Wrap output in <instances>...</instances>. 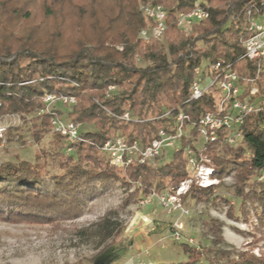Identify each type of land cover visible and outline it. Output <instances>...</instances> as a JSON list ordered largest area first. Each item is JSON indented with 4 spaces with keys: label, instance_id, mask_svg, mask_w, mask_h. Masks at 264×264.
<instances>
[{
    "label": "trees",
    "instance_id": "1",
    "mask_svg": "<svg viewBox=\"0 0 264 264\" xmlns=\"http://www.w3.org/2000/svg\"><path fill=\"white\" fill-rule=\"evenodd\" d=\"M147 1L86 0L93 8L92 18L96 20L93 24L97 31L90 40L78 41L74 49L62 50L63 45L55 39L39 48L32 38L23 40L14 33L4 37L0 32L1 115H35L33 137L39 141L52 132V116H36V113L45 108L44 96L55 94L76 99L73 113L67 116L69 120L94 127L90 131L82 130L86 142L75 145L73 156L64 153V145L61 146L62 141L57 136L56 145L62 151L55 155L59 158L58 174L49 177L39 156L35 163L1 164L0 214L8 211L10 216H16L18 212L30 213L27 216L36 221L47 220L49 215H72L80 209L84 189L114 182L138 183L139 187L124 202L127 207L139 194L171 192L186 177L182 151L174 153L164 164H160L164 159L161 157L155 166L134 164L120 170L105 160L99 148L119 134L146 148L160 129H171L179 110L193 122L198 121L214 104L210 95L190 101L194 71L206 61L232 64L242 79L249 81L248 88L256 87L258 96L264 100V72H258L256 63L241 59L244 31L239 40L242 29L240 22H234L243 18L242 12L250 0H216L217 4L209 9V19L195 27L192 36H186L178 28L177 14L193 10L198 0H155L169 11L165 44L160 41L146 44L138 38L139 31L148 26L139 9L140 3ZM64 2L55 0L58 5ZM0 3L4 6L8 2L0 0ZM10 10L6 12L19 14V11ZM29 13L25 12V17H29ZM12 39L13 43L10 42ZM15 39L22 41L15 42ZM108 43L121 44L123 50L110 48ZM136 57L146 65L138 67ZM110 86H115L117 91L107 97ZM167 111H173L172 116L163 117ZM126 112H130L132 121L121 119ZM19 130H7L10 142L14 141L11 136L18 135L10 132L20 133ZM241 131L243 137L237 148L220 144L210 148L208 154L217 177L234 174L235 196L240 200L241 214L246 220L254 217L264 226V182L260 181L264 173V112L247 116ZM190 142L185 140L184 143ZM188 201L214 207L222 202L214 195L213 188L195 187L184 197V203ZM224 201L231 205V202ZM99 226L103 240L111 239L121 228L107 219H103ZM210 231L219 233V229L213 226ZM182 250L188 257L186 262L158 264H200L203 253L188 244H182ZM124 253L125 247L122 246L110 250L103 264H115ZM206 262L264 264V258L236 251L207 257Z\"/></svg>",
    "mask_w": 264,
    "mask_h": 264
},
{
    "label": "rangeland",
    "instance_id": "2",
    "mask_svg": "<svg viewBox=\"0 0 264 264\" xmlns=\"http://www.w3.org/2000/svg\"><path fill=\"white\" fill-rule=\"evenodd\" d=\"M2 1L8 2L4 6L0 3V32L4 37L14 33L23 40L32 38L39 48L55 39L64 50L74 49L80 40H90L97 31L93 24L96 21L92 18L93 8L86 0H65L61 5L55 0ZM198 4L210 9L217 2L198 0ZM10 9L19 14L6 12ZM25 12H30L29 17H25ZM234 22H240V40L246 22L244 18ZM202 23L194 25L189 36ZM102 25L105 26L104 22ZM21 39H15V42ZM10 42L13 43V39ZM165 42V38L160 40L162 44ZM107 46L119 50L122 45L108 43ZM135 64L138 67L146 65L139 57L135 58ZM60 110L70 116L74 107L62 106ZM1 121L7 129L19 128L20 133L10 132L18 134L11 136L12 142L8 134L5 142L0 141V165L21 161L35 163L39 156L49 177L60 172L59 158L55 156L61 151L56 145L57 136L48 132L43 139L35 140V115L7 114ZM93 129V125H82L84 131ZM20 136L21 140H18ZM173 154L174 149H169L160 164L170 161ZM261 180L264 182V173ZM235 185V176L230 174L214 190V195L222 200L217 207L194 201L185 203L191 214L180 219L184 223V238L180 242L172 238V226L178 215H170L157 202L147 207L139 206L142 194L128 207L124 206L129 195L138 188L136 182L127 185L114 182L84 189L80 209L72 215L55 214L47 216V220L36 221L27 216L30 213L18 212L16 216H10L8 211L0 214V264H102L110 250L118 246L125 247V253L115 264L178 263L188 259L182 244L204 254L200 264H206L207 257L213 258L222 252H246L264 258V226L254 217L246 220L241 214ZM103 219L121 227L120 232L109 240L100 236L99 224ZM211 226L219 229V233H212Z\"/></svg>",
    "mask_w": 264,
    "mask_h": 264
},
{
    "label": "built area",
    "instance_id": "3",
    "mask_svg": "<svg viewBox=\"0 0 264 264\" xmlns=\"http://www.w3.org/2000/svg\"><path fill=\"white\" fill-rule=\"evenodd\" d=\"M139 9L148 26L139 31L138 38L146 44L162 40L167 30L169 11L155 0L141 2ZM242 16L246 23L244 37L241 39L244 47L241 59L256 63L258 72H264V0H250ZM209 17V9L197 3L190 12L177 14V25L189 36L194 25L208 20ZM118 49L122 51L123 46ZM194 73L195 78L189 89L190 101H198L205 95H210L214 100L213 108L206 110L198 121L193 122L179 110L171 129H160L157 137L146 148L138 141L129 142L121 134L99 148L109 164L120 170H126L134 164L155 166L157 159L165 157L169 149H174V153L183 152L186 162L185 179L171 192H152L138 201L142 207L157 202L170 215L179 216L172 226V238L176 242L184 238V223L180 219L191 214L190 209L185 206L184 197L194 187L216 190L230 176L217 177L216 168L208 154L209 149L220 144L237 148L242 141L241 126L245 118L253 113L264 112V100L258 96L257 88H248L249 81L242 79L232 64L224 61H206L196 68ZM115 91L116 87L110 86L107 97ZM43 102L45 108L37 112L36 116H52V133L61 139L67 156L75 155V145L86 142L82 138V124L69 120L60 107H74L76 99L46 94ZM1 108L0 100V141L5 142L8 129L2 124ZM172 114L173 111H167L163 117H170ZM121 119L130 122L132 116L130 112H126ZM185 140L191 142L185 144Z\"/></svg>",
    "mask_w": 264,
    "mask_h": 264
},
{
    "label": "water",
    "instance_id": "4",
    "mask_svg": "<svg viewBox=\"0 0 264 264\" xmlns=\"http://www.w3.org/2000/svg\"><path fill=\"white\" fill-rule=\"evenodd\" d=\"M104 261H105V260H104ZM103 263H104V262H103ZM103 263H102V264H103Z\"/></svg>",
    "mask_w": 264,
    "mask_h": 264
},
{
    "label": "crops",
    "instance_id": "5",
    "mask_svg": "<svg viewBox=\"0 0 264 264\" xmlns=\"http://www.w3.org/2000/svg\"><path fill=\"white\" fill-rule=\"evenodd\" d=\"M155 264V263H154Z\"/></svg>",
    "mask_w": 264,
    "mask_h": 264
}]
</instances>
